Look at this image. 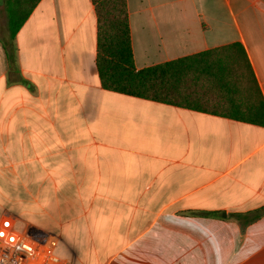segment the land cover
I'll return each mask as SVG.
<instances>
[{"label":"crops","instance_id":"0c3cea01","mask_svg":"<svg viewBox=\"0 0 264 264\" xmlns=\"http://www.w3.org/2000/svg\"><path fill=\"white\" fill-rule=\"evenodd\" d=\"M126 7L136 68L238 42L264 103V0ZM13 46L0 221L69 264H264V124L104 88L91 0H38Z\"/></svg>","mask_w":264,"mask_h":264},{"label":"trees","instance_id":"16d2710c","mask_svg":"<svg viewBox=\"0 0 264 264\" xmlns=\"http://www.w3.org/2000/svg\"><path fill=\"white\" fill-rule=\"evenodd\" d=\"M38 0H5L0 34L14 68L15 33ZM96 16L95 64L109 90L264 124V103L243 46L238 42L136 68L126 0H91ZM203 79L207 87H201Z\"/></svg>","mask_w":264,"mask_h":264},{"label":"built area","instance_id":"2783aa9c","mask_svg":"<svg viewBox=\"0 0 264 264\" xmlns=\"http://www.w3.org/2000/svg\"><path fill=\"white\" fill-rule=\"evenodd\" d=\"M58 235L46 231L27 234L11 225L9 219L0 221V264H69L55 247Z\"/></svg>","mask_w":264,"mask_h":264},{"label":"rangeland","instance_id":"374dc122","mask_svg":"<svg viewBox=\"0 0 264 264\" xmlns=\"http://www.w3.org/2000/svg\"><path fill=\"white\" fill-rule=\"evenodd\" d=\"M4 6L0 5V22L2 21L3 19V15L5 14L4 12ZM201 82V87H204V89L207 87V84H206V80L203 79L202 81L200 80Z\"/></svg>","mask_w":264,"mask_h":264}]
</instances>
